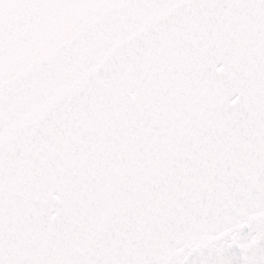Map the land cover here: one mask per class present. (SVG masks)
<instances>
[{"label":"snow or ice","instance_id":"1","mask_svg":"<svg viewBox=\"0 0 264 264\" xmlns=\"http://www.w3.org/2000/svg\"><path fill=\"white\" fill-rule=\"evenodd\" d=\"M0 264H264V0H0Z\"/></svg>","mask_w":264,"mask_h":264}]
</instances>
